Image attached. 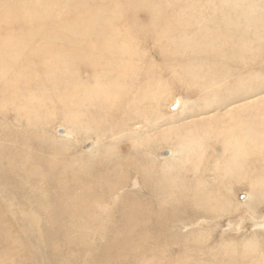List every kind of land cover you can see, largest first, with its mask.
Here are the masks:
<instances>
[{"label":"rangeland","instance_id":"rangeland-1","mask_svg":"<svg viewBox=\"0 0 264 264\" xmlns=\"http://www.w3.org/2000/svg\"><path fill=\"white\" fill-rule=\"evenodd\" d=\"M0 264H264V0H0Z\"/></svg>","mask_w":264,"mask_h":264},{"label":"bare ground","instance_id":"bare-ground-1","mask_svg":"<svg viewBox=\"0 0 264 264\" xmlns=\"http://www.w3.org/2000/svg\"><path fill=\"white\" fill-rule=\"evenodd\" d=\"M32 7H33V5H32ZM10 49L11 48H8V49H4V52L1 54V55H3V54H7L8 52H10ZM7 187V189H8V186H6ZM74 198V197H73Z\"/></svg>","mask_w":264,"mask_h":264}]
</instances>
